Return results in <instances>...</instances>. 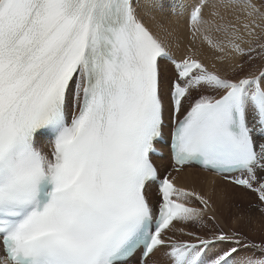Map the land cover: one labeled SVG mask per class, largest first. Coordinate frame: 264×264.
<instances>
[{
    "label": "snow or ice",
    "instance_id": "6c2138e0",
    "mask_svg": "<svg viewBox=\"0 0 264 264\" xmlns=\"http://www.w3.org/2000/svg\"><path fill=\"white\" fill-rule=\"evenodd\" d=\"M257 216L264 0H0V264H264Z\"/></svg>",
    "mask_w": 264,
    "mask_h": 264
},
{
    "label": "rangeland",
    "instance_id": "374dc122",
    "mask_svg": "<svg viewBox=\"0 0 264 264\" xmlns=\"http://www.w3.org/2000/svg\"><path fill=\"white\" fill-rule=\"evenodd\" d=\"M184 37H185V39H187L186 34L184 35ZM186 41H185V43H186ZM181 50H183V49H181ZM186 168L189 171H191L190 169H195L194 175H196L197 177H200L199 173H201V170H198V169L193 168V167H186ZM192 185L200 188L202 191L208 190V188H206L202 182H199V179L193 180ZM216 188H217V191H219L222 188L227 189L230 196L232 197V199L235 202H243V204L245 206L247 204L248 198L251 195V194H247V195L244 194L243 190H240V189H232L229 185L226 184V182H224L222 180H221V182H216ZM218 215L220 216V223L223 226H229V227L232 226V219L234 218L233 212H232V210H230L228 208L227 202L225 203L224 206L220 207V209L218 211ZM247 230H248L250 236H255L256 238H259V235L264 233V219L257 216L254 219V222L250 225V227Z\"/></svg>",
    "mask_w": 264,
    "mask_h": 264
},
{
    "label": "bare ground",
    "instance_id": "6f19581e",
    "mask_svg": "<svg viewBox=\"0 0 264 264\" xmlns=\"http://www.w3.org/2000/svg\"><path fill=\"white\" fill-rule=\"evenodd\" d=\"M182 31L186 34V30H182ZM186 40L187 39H185V37H184L183 43H185ZM183 43L181 44V49H183ZM190 170L191 171H189V170H187V168H185L184 171L180 174L181 183H186V184L192 185L193 180L199 179V182H202L206 188H209L211 186V181L213 179H215L216 182H221V180L219 178L213 177L209 173H206L204 171H201V173H199L200 177H197L196 175H194L195 169H190Z\"/></svg>",
    "mask_w": 264,
    "mask_h": 264
}]
</instances>
